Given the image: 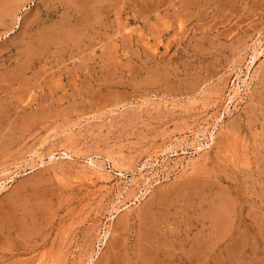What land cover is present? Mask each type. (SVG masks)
Instances as JSON below:
<instances>
[{
  "label": "rangeland",
  "instance_id": "374dc122",
  "mask_svg": "<svg viewBox=\"0 0 264 264\" xmlns=\"http://www.w3.org/2000/svg\"><path fill=\"white\" fill-rule=\"evenodd\" d=\"M0 264H264V0H0Z\"/></svg>",
  "mask_w": 264,
  "mask_h": 264
},
{
  "label": "bare ground",
  "instance_id": "6f19581e",
  "mask_svg": "<svg viewBox=\"0 0 264 264\" xmlns=\"http://www.w3.org/2000/svg\"><path fill=\"white\" fill-rule=\"evenodd\" d=\"M97 2H98V1H97ZM96 5H97V4H96ZM99 8H100V7H99ZM101 8H102V7H101ZM100 10H101V9H100ZM102 10H103V9H102ZM229 103H230V102H229ZM206 186H207V185H206ZM222 205H223V204H222ZM222 207H223V206H221V208H222ZM229 207H230V206H229ZM238 208H239V207H238ZM218 209H219V208H218ZM227 209H228V208H227ZM219 210H220V209H219ZM224 210H225V209H224ZM224 210H223V213H224ZM231 210H232V209H231ZM214 211H215V210H214ZM228 211H229V210H228ZM228 211H227V213H228ZM231 212H232V211H231ZM229 213H230V212H229ZM217 214L219 215V213H217ZM220 214H221V213H220ZM223 215H224V214H223ZM215 216H216V215H215ZM229 216H230V215H229ZM216 217L219 218L220 215H219V216H216ZM216 217H215V218H216ZM222 217H223V216H222ZM226 218H227V217H226ZM226 218H225V219H226ZM230 218H231V217H230ZM215 220H217V219H215ZM218 220H220V219H218ZM229 221H230V220H229ZM229 221H227V222H229ZM216 222H217V221H215L214 224H215ZM223 222H224V219H223ZM218 224H219V223H218Z\"/></svg>",
  "mask_w": 264,
  "mask_h": 264
}]
</instances>
